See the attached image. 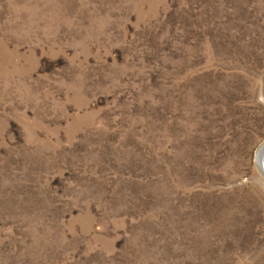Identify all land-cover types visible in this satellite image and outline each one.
<instances>
[{
  "label": "rangeland",
  "instance_id": "rangeland-1",
  "mask_svg": "<svg viewBox=\"0 0 264 264\" xmlns=\"http://www.w3.org/2000/svg\"><path fill=\"white\" fill-rule=\"evenodd\" d=\"M264 0H0V264H264Z\"/></svg>",
  "mask_w": 264,
  "mask_h": 264
},
{
  "label": "water",
  "instance_id": "water-1",
  "mask_svg": "<svg viewBox=\"0 0 264 264\" xmlns=\"http://www.w3.org/2000/svg\"><path fill=\"white\" fill-rule=\"evenodd\" d=\"M258 156L256 157L257 166L264 175V143L258 149Z\"/></svg>",
  "mask_w": 264,
  "mask_h": 264
},
{
  "label": "bare ground",
  "instance_id": "bare-ground-1",
  "mask_svg": "<svg viewBox=\"0 0 264 264\" xmlns=\"http://www.w3.org/2000/svg\"><path fill=\"white\" fill-rule=\"evenodd\" d=\"M257 156H258V154H257Z\"/></svg>",
  "mask_w": 264,
  "mask_h": 264
}]
</instances>
